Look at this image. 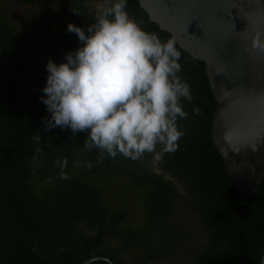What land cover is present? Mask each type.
I'll return each mask as SVG.
<instances>
[{"label": "trees", "instance_id": "trees-1", "mask_svg": "<svg viewBox=\"0 0 264 264\" xmlns=\"http://www.w3.org/2000/svg\"><path fill=\"white\" fill-rule=\"evenodd\" d=\"M108 1L105 6L115 2ZM63 2L74 19L46 21L39 47L66 60L83 46L67 26L88 34L98 8L90 0ZM125 10L162 42L174 39L139 0H127ZM176 47L178 75L192 95L180 101L188 116L177 119L183 135L176 151L159 160L154 153L135 161L121 154L102 157L99 149L84 147L90 130L47 129L51 114L41 97L48 63L29 75L35 51L22 27L0 16V264H80L94 256L118 264L259 263L264 176L251 197L235 185L213 138L217 101L206 61L177 41ZM88 264L112 263L102 257Z\"/></svg>", "mask_w": 264, "mask_h": 264}, {"label": "clouds", "instance_id": "clouds-1", "mask_svg": "<svg viewBox=\"0 0 264 264\" xmlns=\"http://www.w3.org/2000/svg\"><path fill=\"white\" fill-rule=\"evenodd\" d=\"M126 4L99 5L88 34L73 23L67 26L83 46L66 54L65 63L49 60L41 100L51 115L44 123L48 130L70 128L74 134L90 130L84 147L99 149L102 157L121 154L135 161L154 153L159 160L176 151L183 135L177 119L188 116L180 101L192 100L190 85L178 75L176 41L162 42L146 32L129 17ZM262 37L256 33L251 38L252 50L264 52ZM193 111L199 114L198 108ZM34 139L39 142L41 135ZM87 166L93 167L91 162Z\"/></svg>", "mask_w": 264, "mask_h": 264}, {"label": "water", "instance_id": "water-1", "mask_svg": "<svg viewBox=\"0 0 264 264\" xmlns=\"http://www.w3.org/2000/svg\"><path fill=\"white\" fill-rule=\"evenodd\" d=\"M139 2L182 48L206 61L217 101L213 138L233 182L251 197L264 176V52L251 49V38L264 34V0ZM102 257L118 264L106 256L80 264Z\"/></svg>", "mask_w": 264, "mask_h": 264}, {"label": "rangeland", "instance_id": "rangeland-1", "mask_svg": "<svg viewBox=\"0 0 264 264\" xmlns=\"http://www.w3.org/2000/svg\"><path fill=\"white\" fill-rule=\"evenodd\" d=\"M108 2V0H90V6L98 8L99 5H106ZM0 16H5L21 26L24 37L30 41L32 49L35 51L29 75L39 73L40 66L48 63L50 59L57 65L66 62L62 58L46 54L45 50L42 51L39 47L46 21L54 22L56 20L59 22L63 19L66 21L74 19L75 15L67 10L63 0H56L53 5H32L23 0H0ZM78 20L83 22L85 18L79 17Z\"/></svg>", "mask_w": 264, "mask_h": 264}]
</instances>
